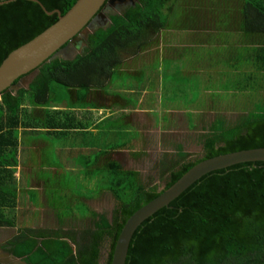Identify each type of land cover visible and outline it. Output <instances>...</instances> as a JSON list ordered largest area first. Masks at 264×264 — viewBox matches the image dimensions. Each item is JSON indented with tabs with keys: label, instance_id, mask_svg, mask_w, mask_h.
Returning <instances> with one entry per match:
<instances>
[{
	"label": "trees",
	"instance_id": "trees-1",
	"mask_svg": "<svg viewBox=\"0 0 264 264\" xmlns=\"http://www.w3.org/2000/svg\"><path fill=\"white\" fill-rule=\"evenodd\" d=\"M8 1L0 0L4 3L0 5V66L13 51L58 21L57 14L46 15L36 3ZM38 1L48 11L59 10L64 16L78 0ZM177 1L138 0L109 16V25L90 34L86 48L75 59L47 62L27 89L4 92L0 98V172L12 171L18 164V129L26 126L25 107L47 108L50 129H72L69 121L61 125L58 119L69 111L50 108L72 109L77 106L71 102L74 91L81 95L108 87L125 60L149 51L162 32L170 30L179 10ZM221 8L218 19L223 27L236 22L235 31L249 47L243 51L244 64H239L238 95H250L246 99H256L258 104L250 106L245 101L240 105L245 110L232 125L217 119L202 143L200 159L192 160L182 152L176 160L164 161L162 177L167 179L161 190L144 184L139 173L127 171L113 160L99 167L100 158H96V171L109 173L108 179L104 177L109 183L102 182L100 193H110L117 202L111 217L93 213V222L83 229L63 221L58 230H20L4 247L10 255L26 264H111L127 221L190 169L221 155L264 148V0H231ZM15 206L16 201L11 207ZM2 207L0 204V210ZM4 227L15 224L0 213V228ZM126 264H264V162L243 163L203 176L137 228Z\"/></svg>",
	"mask_w": 264,
	"mask_h": 264
},
{
	"label": "crops",
	"instance_id": "crops-1",
	"mask_svg": "<svg viewBox=\"0 0 264 264\" xmlns=\"http://www.w3.org/2000/svg\"><path fill=\"white\" fill-rule=\"evenodd\" d=\"M172 29L186 28L175 25L170 27ZM189 40L188 37L181 39L187 41L186 45H189ZM174 41L163 43L161 37L149 51L139 57L140 60H125L119 72L126 74L129 83L135 81V84L117 88L118 95L113 96L108 87L102 90L90 89L81 94V100L80 92L74 91V94H70L71 99L75 103L84 101L83 105L69 110L50 108L51 111H69V114L64 113L58 119L62 120L61 125L69 121L70 130L48 128L47 108H24L26 126L18 129V164L10 168L13 173L11 170L0 172V204L3 205L0 213L7 221L15 224V227L0 228L1 260H4V254L10 255L4 247L20 230H58L62 228L63 221L93 222V213L102 214L96 209V202L107 192L99 193L94 198L87 195L81 198L91 213L88 218L83 215L77 218L72 212H69L68 218H63L58 208V201H62L63 196L68 200L73 197L70 188H67V193L62 190L64 174H77L75 181L80 179L83 189L93 191L96 179L92 177L88 180V175L93 176L96 167L89 159L100 158L99 167L115 159L113 161L123 168L128 163L130 169L125 167V170L138 173L132 168L139 166L140 161L143 163L144 158L151 159L157 155L164 161L172 162L182 152L189 155L203 152L202 143L217 119L224 118L228 126L233 124V116L234 121L237 120L238 105L235 107L233 101H238L240 93L239 79L242 71L238 65L226 67L213 79L207 76V72L214 70L209 64L203 62L193 68L192 65L183 67L178 63L177 59L183 55L178 53L182 43ZM240 43L233 40L227 45L231 48L232 61L237 60L235 55L240 50L249 48L248 43ZM157 61L168 64L167 75L173 74L175 65L179 64L180 77L184 76L186 80L192 78L194 82L185 80L183 83L187 86L181 88L173 76L168 78L167 75L157 73L156 69L151 71L148 66ZM143 67L144 76L153 80L155 87L144 89L138 85L141 78L139 71ZM201 78L204 80L200 81ZM219 88L223 89L219 94L228 93L231 96L228 105L225 101L221 103L219 96H212ZM35 162L39 164L38 168L33 167ZM15 201L16 206L12 208ZM10 257L15 258L12 255Z\"/></svg>",
	"mask_w": 264,
	"mask_h": 264
},
{
	"label": "rangeland",
	"instance_id": "rangeland-1",
	"mask_svg": "<svg viewBox=\"0 0 264 264\" xmlns=\"http://www.w3.org/2000/svg\"><path fill=\"white\" fill-rule=\"evenodd\" d=\"M227 2L228 4L231 3V0H178L176 2L175 8H179L177 10V14H175L172 24L170 25L171 27H174L175 25H180V28L186 27L190 28V30L184 31V30H169V31H163L161 36L164 39V42L167 40H170L171 43L174 40V43H182L180 44L182 47L179 49L178 53H183L182 58L177 59L178 63H181L183 67H189L192 65V67H199L200 65L203 64V62L206 64H209L213 66L214 70H211L207 72V76L212 77L215 79L218 75V73L222 70H224L226 67L233 68V65H238L240 68V65L244 64L243 62V57H245L246 53H244V50H240V52L235 55V58H237L236 61L231 60V48L227 46L230 44L231 41L238 42L240 41L241 44L243 41H246L243 37V35H239L238 33H231L234 29L237 27V23L233 22L231 26L228 27H223V22L218 19L223 13H222V8L221 5L222 3ZM211 11V12H210ZM231 11V10H230ZM181 23V24H179ZM197 33V34H196ZM194 34H196L194 36ZM190 38L189 40V45H186L187 41L183 42L181 39L184 40V38ZM167 38V39H166ZM219 42V45L217 43ZM221 44V46H220ZM206 45V46H202ZM223 45V46H222ZM234 50V49H232ZM142 56V55H141ZM139 56V57H141ZM181 56V55H180ZM138 57V58H139ZM246 58V57H245ZM141 58H139L140 60ZM240 64V65H239ZM168 64L161 63L157 61L156 64H152L148 66V68L153 71V69L157 70V73L161 75H167L166 68ZM179 64L175 65V71L173 74L167 75L168 78L173 76V79L180 84L181 88H185L187 86L183 82L186 80V77H180V72H179ZM161 67V70L159 72V69ZM165 67V70H164ZM219 69V70H217ZM216 70V71H215ZM140 73V79L138 81V85H140L142 88L150 87L153 88L156 86V83L152 80L150 81V78L145 77V67L142 68ZM138 77V76H137ZM204 78H201L200 81H203ZM208 80V79H207ZM186 81H193L192 78H188ZM214 81V80H213ZM131 84H135V81H131L129 83L128 77L124 73H120L119 71L116 73L114 76L112 83L108 84V88L111 90V93L113 96L118 95L117 88H127ZM213 91L217 90L216 88H211ZM222 88H219L218 91H215L212 93L213 97L219 96L218 98L220 99L221 103L226 102L227 105L231 101V96L228 93H222L219 94L220 91H222ZM250 95H239V108H238V114L239 117L243 114L242 106L243 103L249 102V98L246 99V97H249ZM254 99V96L251 97ZM238 101H233L236 106L238 105ZM256 99L254 101H250V106H255L257 102ZM73 105H83L84 101L76 102L72 98ZM258 104V103H257ZM242 105V106H240ZM227 112V109H224ZM224 113V111H221ZM228 112L230 110L228 109ZM234 112V111H233ZM234 116L232 117V121L234 122ZM180 127L184 126L179 125ZM184 129V128H183ZM115 139V138H114ZM116 140V139H115ZM114 141H112L113 143ZM198 151V149L196 150ZM196 154V155H195ZM202 156V151H198L194 154L191 155L192 160L200 159ZM96 158L94 159H89L92 160L93 164ZM115 160V159H113ZM118 160V159H117ZM160 159L159 156H153L151 159H143L140 161L139 166L135 167L133 166L132 169L137 170L138 173L140 174V178L142 182L146 185H156L159 187V189H163L165 186V181L167 179L162 177V163H164V160ZM124 161V160H122ZM161 165H159V162H161ZM128 165V163H127ZM127 165L125 167H127ZM33 167L38 168L39 164L34 163ZM124 167V168H125ZM130 169V167H127ZM97 171L100 173L96 174ZM93 174V176L88 175V180H90L92 177L96 179V182L94 183V188L93 191H89L88 189H83L81 184L82 182L80 179L76 182L75 178L78 177L77 174L72 173V175L69 174H64V181L62 183V190L64 193H67L68 189L70 188L71 195L73 196L72 198L70 197V200L66 199L65 196H63L62 201L59 199L58 203V208L62 211L63 213V218H68L69 217V212L74 213L75 217H80L84 215L86 218L90 217L91 213L90 211L87 210L86 206L83 204L81 201V198L84 195H87L88 197L94 198V196H97L100 193V189L103 188L102 182H105V185L109 183V178L108 172L101 170H97ZM41 176V174H40ZM106 177L107 179H104ZM116 201L114 197L110 193H106L102 196L101 200H97L96 202V209L102 213L108 216V218L111 217L112 211L116 207ZM91 224V222L87 223H82V222H75L72 223L75 228L78 229H83L88 227ZM107 252V249H104L103 253Z\"/></svg>",
	"mask_w": 264,
	"mask_h": 264
},
{
	"label": "water",
	"instance_id": "water-1",
	"mask_svg": "<svg viewBox=\"0 0 264 264\" xmlns=\"http://www.w3.org/2000/svg\"><path fill=\"white\" fill-rule=\"evenodd\" d=\"M27 1L38 4L48 16L57 14L58 21L32 41L13 51L3 61L0 66V98L6 91L15 93L20 89H27L45 63L57 58L71 61L82 54L87 46L88 36L100 27L109 25V17H102V13L115 0H78L64 16L59 10L48 11L38 0ZM100 20L102 23L94 24ZM250 162H264V148L221 155L194 166L176 184L127 221L116 244L111 264H126L130 243L137 228L159 210L168 207L203 176ZM3 256L4 260L0 259V264H26L10 255Z\"/></svg>",
	"mask_w": 264,
	"mask_h": 264
},
{
	"label": "flooded vegetation",
	"instance_id": "flooded-vegetation-1",
	"mask_svg": "<svg viewBox=\"0 0 264 264\" xmlns=\"http://www.w3.org/2000/svg\"><path fill=\"white\" fill-rule=\"evenodd\" d=\"M137 2L138 0H115L112 4L106 6V10L102 13V17L104 16L108 18L111 15L120 13ZM100 23H102L101 20L94 24L99 25Z\"/></svg>",
	"mask_w": 264,
	"mask_h": 264
}]
</instances>
